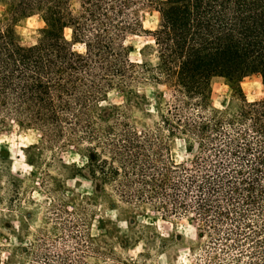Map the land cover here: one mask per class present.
I'll return each instance as SVG.
<instances>
[{
  "label": "trees",
  "instance_id": "16d2710c",
  "mask_svg": "<svg viewBox=\"0 0 264 264\" xmlns=\"http://www.w3.org/2000/svg\"><path fill=\"white\" fill-rule=\"evenodd\" d=\"M0 3V130L14 123L37 131L42 148L74 149L84 162L73 175L108 183L117 202L191 216L242 264H264V0ZM145 8L158 13L152 30L142 28ZM34 15L44 25L23 44L15 27ZM141 32L154 63L129 58L126 35ZM252 74L263 96L247 101L240 83ZM216 80L230 89L220 107L210 99ZM145 83L168 94L153 95L157 118L138 127L108 94L130 103ZM177 140L184 160L172 155ZM45 174L59 200L60 181Z\"/></svg>",
  "mask_w": 264,
  "mask_h": 264
},
{
  "label": "rangeland",
  "instance_id": "374dc122",
  "mask_svg": "<svg viewBox=\"0 0 264 264\" xmlns=\"http://www.w3.org/2000/svg\"><path fill=\"white\" fill-rule=\"evenodd\" d=\"M3 10L0 3V18ZM139 14L143 29L156 26L155 10L145 8ZM43 25L37 15L18 23L19 40L34 42ZM64 34L68 38L69 30ZM124 43L130 60L154 63L150 36L127 34ZM240 86L247 101L263 96L257 74L245 77ZM135 89L144 98L127 103L116 90L108 97L138 127L151 125L157 118L153 95L161 91L167 97L168 91L151 83ZM229 92L222 81H214L211 105L220 107ZM38 136L14 123L0 130V264H242L244 257L236 250H221L191 216L162 219L153 210L117 202L108 183L96 186L84 170L83 176L73 175L72 165L81 167L84 158L70 147L60 152L42 148ZM179 143L171 147L177 161L186 159ZM45 173L60 181L59 200L42 186Z\"/></svg>",
  "mask_w": 264,
  "mask_h": 264
}]
</instances>
